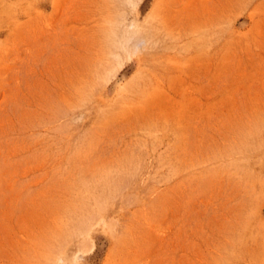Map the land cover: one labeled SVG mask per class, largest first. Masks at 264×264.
Wrapping results in <instances>:
<instances>
[{"label":"rangeland","instance_id":"obj_1","mask_svg":"<svg viewBox=\"0 0 264 264\" xmlns=\"http://www.w3.org/2000/svg\"><path fill=\"white\" fill-rule=\"evenodd\" d=\"M0 264H264V0H0Z\"/></svg>","mask_w":264,"mask_h":264}]
</instances>
